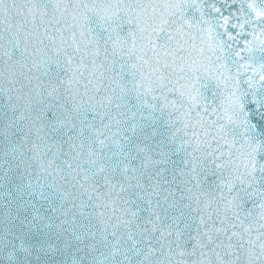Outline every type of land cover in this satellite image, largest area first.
Segmentation results:
<instances>
[{
  "label": "snow or ice",
  "instance_id": "obj_1",
  "mask_svg": "<svg viewBox=\"0 0 264 264\" xmlns=\"http://www.w3.org/2000/svg\"><path fill=\"white\" fill-rule=\"evenodd\" d=\"M223 7L0 0V264H264V0Z\"/></svg>",
  "mask_w": 264,
  "mask_h": 264
},
{
  "label": "water",
  "instance_id": "obj_2",
  "mask_svg": "<svg viewBox=\"0 0 264 264\" xmlns=\"http://www.w3.org/2000/svg\"><path fill=\"white\" fill-rule=\"evenodd\" d=\"M240 2L241 0H236V4L233 6L232 0H217L218 4H221V3L224 4V7L222 9L224 15H228L229 12H236V10L239 8ZM233 22L235 21L233 20Z\"/></svg>",
  "mask_w": 264,
  "mask_h": 264
}]
</instances>
